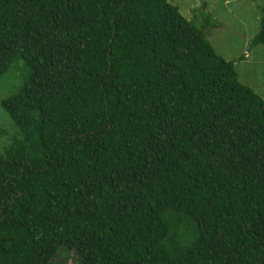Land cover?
Listing matches in <instances>:
<instances>
[{
    "label": "trees",
    "instance_id": "1",
    "mask_svg": "<svg viewBox=\"0 0 264 264\" xmlns=\"http://www.w3.org/2000/svg\"><path fill=\"white\" fill-rule=\"evenodd\" d=\"M195 21L168 0H0V75L23 61L0 101V264H60V246L264 264V98L210 43L218 20Z\"/></svg>",
    "mask_w": 264,
    "mask_h": 264
},
{
    "label": "rangeland",
    "instance_id": "2",
    "mask_svg": "<svg viewBox=\"0 0 264 264\" xmlns=\"http://www.w3.org/2000/svg\"><path fill=\"white\" fill-rule=\"evenodd\" d=\"M177 5L187 18L193 17L200 26L204 19L215 18L219 27L208 29L207 37L215 51L234 63L239 80L254 89L264 98V47L251 45V39L259 28L260 10L264 0H168ZM204 9V10H203ZM206 11V12H205ZM209 13V15H207ZM23 61H14L0 75V101L10 95L22 80ZM0 146L9 142L14 127L8 114L0 105ZM74 251L60 246L54 261L60 264H77Z\"/></svg>",
    "mask_w": 264,
    "mask_h": 264
}]
</instances>
